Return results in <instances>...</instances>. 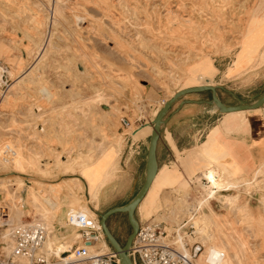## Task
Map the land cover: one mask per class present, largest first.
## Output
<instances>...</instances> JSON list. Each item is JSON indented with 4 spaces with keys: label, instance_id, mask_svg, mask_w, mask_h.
<instances>
[{
    "label": "rangeland",
    "instance_id": "1",
    "mask_svg": "<svg viewBox=\"0 0 264 264\" xmlns=\"http://www.w3.org/2000/svg\"><path fill=\"white\" fill-rule=\"evenodd\" d=\"M37 17L44 23L37 24ZM220 62H234L243 74L258 76L246 95L264 92V0H0V248L5 244L7 251L17 226L10 239L4 238L9 226H2L3 212L20 224L39 217L27 201V187L65 181L82 183V195L60 191L52 235L66 250L78 245L80 232L67 219L84 214V208L99 219L128 200L129 188L135 193L140 184L131 176L126 187L116 185L129 157L127 137L146 136L135 138L133 132L160 104L146 100L142 90L149 88L166 98L179 88L203 83L198 74L210 77L212 65ZM42 88L49 90L50 98ZM123 117L130 120L129 126L122 125ZM73 147L89 157L74 166H50L46 173L36 169L33 153L39 154L38 166L45 169L46 158L59 153L66 160ZM254 170L230 177L226 170L227 175L209 167L194 184L189 174L178 182L176 195L164 197L163 216L152 209L142 214L157 222L168 218L170 234L199 201L197 226L198 216L210 213L202 203L203 190L237 182L231 193L245 206L244 214L212 200L215 213L228 220L231 242H220L209 263L264 264V166L256 178ZM179 198L186 200L183 209ZM12 202L20 206L17 216ZM63 206L68 208L65 217ZM135 216L138 221L143 218ZM107 224L124 244L132 231L126 214L112 215ZM195 228V237L188 239L200 241L204 251L207 240Z\"/></svg>",
    "mask_w": 264,
    "mask_h": 264
},
{
    "label": "crops",
    "instance_id": "2",
    "mask_svg": "<svg viewBox=\"0 0 264 264\" xmlns=\"http://www.w3.org/2000/svg\"><path fill=\"white\" fill-rule=\"evenodd\" d=\"M238 69L234 66V62H220L209 77L208 84L217 87V95L226 105H237L241 101L253 103L264 93L246 95L245 90L248 85L250 83L253 85V81L259 78L250 73L243 74L242 70ZM261 72L262 70L259 71ZM194 86L199 85L195 84L187 88ZM181 89L185 88H179L165 98L149 88H144L142 96L146 100L160 102L153 110L148 111L145 123L155 118L163 106L162 102L169 100ZM211 99L210 90L188 93L168 110L156 150L158 172L135 212L143 217L139 220L162 224L168 231V218L157 222L154 218H147V214L143 216L142 212L147 213L152 209L159 212L158 216H163L166 206L164 197L177 194L174 190L183 177L193 174L190 183L194 184L197 182V176L209 167L217 168L221 174H226L224 171L226 170L230 172L228 176L235 177L251 173L264 161V105L256 109L225 113L216 105L207 102ZM149 138L150 135L139 140L134 139L133 136L127 137L129 157L121 165L122 170L116 185L126 187V180L130 182L131 176H135L140 184L135 193L129 188L131 197L128 200L114 206L129 202L142 187L145 181ZM175 180L176 183L168 185L169 181L175 182ZM124 193H128V190ZM67 209L66 206L62 208L64 217ZM4 250L2 246L0 253Z\"/></svg>",
    "mask_w": 264,
    "mask_h": 264
},
{
    "label": "built area",
    "instance_id": "3",
    "mask_svg": "<svg viewBox=\"0 0 264 264\" xmlns=\"http://www.w3.org/2000/svg\"><path fill=\"white\" fill-rule=\"evenodd\" d=\"M121 123L127 127L130 120L123 117ZM205 196L209 197L206 193ZM201 206L198 202L193 204L170 234L162 224L139 220V230L129 252L133 264H196L195 260L203 251V245L200 241L191 243L188 237H195L194 218ZM6 214L3 212V217ZM67 221L80 232L83 245L75 243L59 255L48 253L45 243L49 230L43 221L34 220L14 228L10 250L0 253V264H120L113 249L98 252L87 247L107 243L98 218L87 219L84 214H79Z\"/></svg>",
    "mask_w": 264,
    "mask_h": 264
},
{
    "label": "bare ground",
    "instance_id": "4",
    "mask_svg": "<svg viewBox=\"0 0 264 264\" xmlns=\"http://www.w3.org/2000/svg\"><path fill=\"white\" fill-rule=\"evenodd\" d=\"M37 19H38L37 22H36L37 24L40 25L42 21L44 23V20L42 18H41V21L39 20L38 17H37ZM46 21H47V19L45 20V23H46ZM31 35H33V34H31ZM32 39H33V37H32ZM38 46H40V45H38ZM198 62L201 63V62H204V61L201 60V61H198ZM211 68L213 69V71L216 70V67L214 65H212ZM206 75H207L206 72L205 73H199L198 74V79L201 78V79H203L204 82L203 83H198L197 85H200L201 86V85L208 84V82L206 80L209 77H206ZM207 76H209V75H207ZM187 87H183V88H187ZM41 91L44 93V95H46L47 97L50 98L51 93H49V90H47L46 88H42ZM96 97H97V99H101L102 98L101 93H97L96 94ZM164 102H162V103L164 104ZM32 107H33V105H32ZM157 114H156V116H157ZM153 120H154V118L150 122H148L147 124L143 125L139 129H137L136 131H134L133 132L134 137L135 138H141L144 135H151L152 130H153V127H152V121ZM75 147H77V146H75ZM75 147H73L72 151H70L68 153V155H66V158H65L66 160H63L62 159L63 157H61V155L59 153L57 155H55L54 158L53 157L46 158V161L44 163V166H46L45 169L39 168L38 163L41 162L40 156L37 153H33V159H34V162L36 163V169L40 170L41 173L42 172L46 173L48 171V169H49L50 166H52V167H60V166H62V164H66L67 166H74V165H76V164L79 163L78 160H80L81 158L86 157V156L89 157V154H84V152L82 150H79V149L77 150V149H75ZM262 166H264V162H262V164L254 170V174H253V177L254 178H256V176L262 171L261 170L262 169ZM206 177H204V178H206ZM210 178L213 179L212 177H210ZM217 179H218V177H217ZM217 179H216V181L218 183H220V181L217 180ZM230 181L227 182V183L225 182L226 184H224V182H223V185H222V183H220L218 187H216V185H215V187L217 188V190L218 191H221L220 194L218 193V191L215 192V189H214L215 187L214 188L211 187L212 189H210L208 191L205 190V189L203 190L206 194L209 195V197L203 199L202 203L205 204L208 207V209H210V213L204 212V213L201 214V216H198V218H197V226L195 225V227H197V231L199 233H201L202 234L201 236H204L205 239L207 240V243L204 244L205 245V250L202 251V253H200L199 257H197V259L195 260V263L196 264H210L209 261L212 258H215V255L217 253L218 244L220 242H222L223 240H225L227 242H231V240H230L231 239V236H230L229 233H227V228L225 227V224L228 222V220H226L225 218L224 219H221L219 217V215L217 213H215V211L212 209V200L213 201L214 200H218V201L222 202L224 204V208L229 207V209H234V210H236V211H238L239 213H242V214H244V212H245V206L243 204H242L243 206H241L238 203L237 195L234 196L231 193V191L233 189H236L238 187L239 183H237V182H230ZM211 182H213V181H211ZM19 185H20V187L21 186L22 187L24 186V184L22 182ZM90 186L91 185H89V187ZM201 187L203 188V186H201ZM64 188L71 195H73V194H77L78 196L79 195H82V190H83L82 183H76V182H73V181H65L62 184H58V183L53 184V183H50V184H48L45 187H43L42 185H39V184H35L34 186H28L27 187V191H26L27 192V195L26 196H27L28 203L34 209L35 208L37 209L36 210V213L39 215L38 218L36 217L37 220L39 219V220L43 221L44 224L47 226V228L49 230V234L47 236V240H46V243H45V249H46V251L48 253L54 252L56 255H59L65 249V245H63L61 243V241L55 239V237L52 235L53 227H54L53 226V221L59 215V214H57V212L60 209L61 202H62V196L60 194V191L62 189L64 190ZM44 192L47 193L46 196H44V194H43ZM77 200H78L77 198H75V197L73 198V201L78 205ZM178 200H180L179 203H181L182 206L180 207L178 205L180 208L179 207H177V208L183 209L182 207L185 205L184 202L186 200L184 201V200H182V198H179ZM176 202H178V201H176ZM198 203H199V201H198ZM12 205H13V207L15 209V213H16V216H17V214L20 213V211H21L20 206L19 205H16L14 202H12ZM2 212H3V210H1V214H2ZM177 212L178 211H176L174 214H176ZM83 213H84L85 216L88 217V219L89 218L90 219H95V217H94L95 215H94V212L92 210H90L88 208H84L83 209ZM1 217H2L1 218L2 222H4L2 224V226L3 225H8L9 226L6 230L3 231L2 235L4 236V238L10 239L9 238V236H10L9 234H10L11 230L14 228L15 225H20V223L18 221H17V223L14 222L13 219L10 220V218L8 216L6 218H3V215H1ZM20 222H21V220H20ZM78 244L80 246L83 245V242L81 241V239H79ZM87 247L89 248V250L98 251V252H106V251H108L110 249L109 246H108V244L106 242H101L99 244L88 245ZM233 247L236 248V245H233ZM6 250L8 252L10 250V247H8ZM234 253H236V252H234ZM228 263H230V262H228Z\"/></svg>",
    "mask_w": 264,
    "mask_h": 264
},
{
    "label": "water",
    "instance_id": "5",
    "mask_svg": "<svg viewBox=\"0 0 264 264\" xmlns=\"http://www.w3.org/2000/svg\"><path fill=\"white\" fill-rule=\"evenodd\" d=\"M210 90L212 92V99L207 101L210 104L216 105L220 111L228 113L241 110H249L260 108L264 105V93L253 103H245L241 101L237 105H226L217 95V87L211 84L199 85L194 87L185 88L175 92V94L167 101L164 102L163 107L158 112L157 116L152 121V133L149 138V149L147 155L146 163V174L145 181L136 195L126 204L121 206H114L106 210L100 215L99 223L103 230L104 236L111 246V248L116 252L120 264H133L130 257V248L139 230V221L135 216V212L141 203V201L146 196L151 184L153 183L157 172H158V162H157V144L161 134V127L165 123V116L170 109V107L184 95L192 92H202ZM117 213H125L127 220L132 228L131 233L128 235L124 244H122L110 230L107 221L108 219Z\"/></svg>",
    "mask_w": 264,
    "mask_h": 264
}]
</instances>
